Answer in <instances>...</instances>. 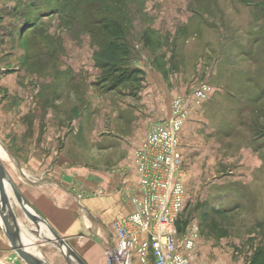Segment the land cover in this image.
<instances>
[{
  "label": "rangeland",
  "instance_id": "374dc122",
  "mask_svg": "<svg viewBox=\"0 0 264 264\" xmlns=\"http://www.w3.org/2000/svg\"><path fill=\"white\" fill-rule=\"evenodd\" d=\"M71 1L0 0V140L23 153L47 129L66 139L79 118L139 108L145 84L169 116L177 96L209 82L181 132V246L191 264H249L264 246V0H122L126 56L103 55L84 23L72 30ZM104 62L127 74L120 86L103 82L114 73ZM3 163L20 182L23 169Z\"/></svg>",
  "mask_w": 264,
  "mask_h": 264
},
{
  "label": "crops",
  "instance_id": "0c3cea01",
  "mask_svg": "<svg viewBox=\"0 0 264 264\" xmlns=\"http://www.w3.org/2000/svg\"><path fill=\"white\" fill-rule=\"evenodd\" d=\"M139 95V108L128 103L123 106L133 110L128 116L122 109L125 112H118V116L79 118L66 139L63 131L47 129L40 148L32 147L29 141L25 144L27 150L21 153L0 140V161L20 193L86 264H108L107 252L117 244L113 224L135 210L131 201V194L138 188L133 165L135 148L153 121L168 117L166 109L154 110L163 101L159 98L156 102L155 92L148 85ZM156 112L162 116H156ZM82 121L88 128H83ZM49 136L57 138L54 150L51 148L54 155L48 150ZM3 160L13 163L12 168L16 165L23 169L20 182L9 174ZM7 193L16 214L20 241L27 251L41 264H70L47 226L32 221L9 190ZM150 263L154 264L152 260ZM0 264H27L12 247L1 218Z\"/></svg>",
  "mask_w": 264,
  "mask_h": 264
},
{
  "label": "built area",
  "instance_id": "2783aa9c",
  "mask_svg": "<svg viewBox=\"0 0 264 264\" xmlns=\"http://www.w3.org/2000/svg\"><path fill=\"white\" fill-rule=\"evenodd\" d=\"M213 93L201 82L189 97L177 96L170 115L153 121L135 148L133 165L137 192L131 194L135 210L114 222L117 244L107 252L109 264H191L181 246L177 223L187 199L180 176L183 164L181 132L194 111ZM189 240L186 249H191Z\"/></svg>",
  "mask_w": 264,
  "mask_h": 264
},
{
  "label": "trees",
  "instance_id": "16d2710c",
  "mask_svg": "<svg viewBox=\"0 0 264 264\" xmlns=\"http://www.w3.org/2000/svg\"><path fill=\"white\" fill-rule=\"evenodd\" d=\"M72 3H75V13H79L77 16L74 15L68 19L67 24L72 30L84 23L85 25L83 26L96 38L99 47L101 46L105 49L106 53H103V55L107 53H112V55L119 53L121 56H126L129 52V46L125 44L127 40L125 35L128 31H126L128 17L125 11L123 12L122 10L124 7L122 0H75L74 2L71 1L70 4ZM80 14L82 17L79 16ZM95 27H100L102 33L99 30H95ZM98 60L101 61V58ZM102 67L104 69L113 67L114 69V73L105 74L103 77V82L107 83L109 79H112L116 75L117 81L111 88L118 87L125 81L124 78L127 75H125V72H120L118 68H114L115 66L106 62L102 64ZM133 74H135L134 71L128 76L130 77ZM187 225L188 222H185V226ZM177 229L179 232L184 230L180 226V219L177 223ZM249 264H264V246L255 250Z\"/></svg>",
  "mask_w": 264,
  "mask_h": 264
},
{
  "label": "water",
  "instance_id": "95a60500",
  "mask_svg": "<svg viewBox=\"0 0 264 264\" xmlns=\"http://www.w3.org/2000/svg\"><path fill=\"white\" fill-rule=\"evenodd\" d=\"M10 191L11 196L20 208L32 219V221L38 222L42 225L47 226L51 231L54 239L57 241L59 249L64 256V258L70 264H86L63 240L52 228L51 226L37 214V212L31 207V205L26 201L23 195L20 193L14 182L11 180L7 174L5 168L0 161V216L3 220V227L5 233L12 244V247L17 251L21 258L27 264H41V262L33 256L24 245L21 243L18 235L17 219L16 214L11 204L9 202V197L7 193V186Z\"/></svg>",
  "mask_w": 264,
  "mask_h": 264
},
{
  "label": "bare ground",
  "instance_id": "6f19581e",
  "mask_svg": "<svg viewBox=\"0 0 264 264\" xmlns=\"http://www.w3.org/2000/svg\"><path fill=\"white\" fill-rule=\"evenodd\" d=\"M6 187H7V191H8V190H9V189H8V185H7ZM0 218H1V220H2V217H1V216H0ZM2 222H3V220H2ZM18 235H19V233H18ZM19 236H20V235H19Z\"/></svg>",
  "mask_w": 264,
  "mask_h": 264
}]
</instances>
